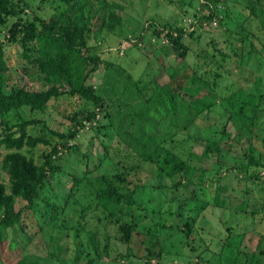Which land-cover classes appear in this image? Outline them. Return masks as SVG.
Returning a JSON list of instances; mask_svg holds the SVG:
<instances>
[{
    "label": "trees",
    "instance_id": "trees-1",
    "mask_svg": "<svg viewBox=\"0 0 264 264\" xmlns=\"http://www.w3.org/2000/svg\"><path fill=\"white\" fill-rule=\"evenodd\" d=\"M62 1L64 8L44 18L34 12L27 15L28 2L21 0L18 4L16 0H0V27L6 30L3 38L0 36V150L7 151L1 159L0 170V242L13 233L9 248L18 253L17 259L7 264H102L104 255L112 248L116 252L115 264H173L169 255L188 258V264H194L189 260L192 255L196 257L195 264H264V233L239 232L235 228L238 223L227 225L223 222L227 235L217 253L220 262L213 263L204 257L205 250L210 247L195 226L197 216L208 206L232 207L233 213L238 211L241 217H249L251 225L255 224L257 213L264 210L256 201H250L248 185L259 179L264 184V172L261 174L264 156L255 145L260 142L264 151V122L260 126L257 121V115L264 110V92L257 91L262 77L250 80L252 88L245 86L247 79L243 78L242 85L232 89L230 95H222L216 84L230 57L228 53L213 44V51L202 55L204 70L199 62L188 65L184 61L190 49L185 34L193 39L197 28L218 26L238 57L237 68H242L256 52L251 37H258L264 49V0H197L198 7L191 2L188 4L194 9L189 14L191 29L180 26L176 20L162 23L150 17L142 27V31L148 32L138 36V40L146 38L145 41L153 45L151 37L162 38L165 42L160 46L167 49L166 54H174L182 63L178 65L177 62L178 68L168 67V80L160 82L155 76L148 84L139 86L129 73L123 75L119 65L106 62L108 81L118 85L101 91L87 82L101 63L100 54L90 51L88 40L102 28L112 30L120 24L126 6L117 0ZM168 1H178L180 5L185 2ZM242 11H248L244 19ZM252 18L257 21L255 28L249 22ZM9 19L14 20L8 23ZM97 19L101 23L94 30ZM248 41L249 50H245ZM237 42L239 46H235ZM9 45L17 46L21 61L35 68L48 86L46 89L7 86L9 67L5 53ZM159 53L157 59L161 64L162 54ZM263 62L257 59L256 70ZM208 63L215 68H206ZM210 74L213 80L209 79ZM62 95L82 100L81 108L66 116L71 122L67 132L53 130L43 119L24 114L25 108L30 114L44 113L48 103ZM215 106L226 112L221 121L223 125L208 122L206 128L214 125V135L218 137L201 138L203 144H199V152H194L191 146L186 153H180L175 151L176 145L169 146L168 142L175 141L177 133L193 126L200 127L196 119L207 118ZM11 111H15L18 121L9 122L3 118ZM227 121L235 128L233 137L227 132ZM39 122L43 123L38 133H30L29 128ZM86 123H94L90 125L94 133L117 143L108 149L105 141L99 140L106 153L99 163L108 161L103 173L90 169L89 152L80 155L79 159L85 163L77 162L81 150L76 138ZM242 140L248 142L240 154L244 160L237 158L229 163L218 158L221 150L231 151L232 143L240 144ZM121 143L126 144L123 150L118 147ZM40 144L45 148L36 152ZM66 151L77 158V168L86 165L81 173L68 169L61 162ZM212 154L217 155L216 174L212 176L206 175V168L190 163L191 159L203 160ZM222 163L227 164L225 172L239 175L238 180L245 185L244 198L236 205H232L231 196L221 193V190L226 191L218 182ZM147 166L152 168V174L148 173ZM140 168L150 180H168L172 184L170 190L184 193L191 185L192 194L156 202L152 197L143 200L140 193L145 183L137 175V179L129 178ZM58 173L69 179L63 204L57 199L59 181L51 183ZM2 174L7 175L8 183L3 181ZM94 210L100 215L92 216L105 221L104 225H117L116 244L112 236L98 226L88 225L87 228L85 219ZM184 210L194 216L184 217ZM228 213L232 217L231 212ZM250 233L255 235V243L242 249L241 245L247 239L250 241L252 235L247 236ZM21 234L27 241H21ZM140 236L138 248H144L145 252L142 261L137 262L131 254L132 240ZM35 237L40 238L45 252L29 251L28 245ZM155 246H158L156 250ZM119 248L125 249L119 252ZM226 250L229 254L225 256ZM60 252L65 255L61 256ZM4 255L0 248V264H6Z\"/></svg>",
    "mask_w": 264,
    "mask_h": 264
},
{
    "label": "rangeland",
    "instance_id": "rangeland-1",
    "mask_svg": "<svg viewBox=\"0 0 264 264\" xmlns=\"http://www.w3.org/2000/svg\"><path fill=\"white\" fill-rule=\"evenodd\" d=\"M18 4L21 3V0H16ZM24 2H28L29 7L26 9L27 15L31 13H37L40 16L44 18H49L53 13L56 11L61 10L65 7V4L62 0H23ZM120 2H123L126 6L125 11L122 12V20L120 24H117L114 29L109 30L107 28H102L99 30L98 34L94 37H91L88 40L90 51L96 52L100 54V61L99 67L96 71L93 72L91 77L88 79V83H92L95 88L98 91L103 90L104 88H108L110 85H118V84H110L108 81L110 79L108 75V68L106 65V62H112L115 64L116 67L118 65L122 68L124 72L123 75L126 76V73H129L131 75V78L138 83L139 86L146 85L149 83V81L153 77H158L161 81L168 80V73H169V66H173L175 68H178L176 66L177 62L179 61L178 57H175L174 54H166V50L164 47H161L160 43L165 42L162 38H153L151 37V41L154 42V44H150L149 42L138 40V36H142L145 32L148 31H142L143 25L146 24L147 19L150 17L155 18L158 22H165V21H172L176 20L177 24L180 26H186L187 28H192L189 23L192 21V17L189 15L190 13L194 12L193 7L188 5L191 2H194L196 7H198L197 0H184L185 2H182V5L179 4L178 1L169 2L168 0H117ZM193 4V3H192ZM184 11H187V13H184ZM243 12V11H242ZM244 13V12H243ZM246 14H248V11L244 13V16L242 19L246 17ZM100 18V17H98ZM101 19V18H100ZM241 19V20H242ZM14 19H9L8 23L13 21ZM240 20V21H241ZM252 24V28H255V25L257 21L252 18V21H249ZM95 25L93 26V29L96 30L97 25L101 23L99 19H97L95 22ZM214 26V25H213ZM196 33H194L193 39L190 38L187 34H185V42L189 45V53L187 58L184 60L188 65L194 64L196 62L201 63V68L204 70V59L202 57L205 53H211L213 51V44H215L216 47H219V49L223 52H226L229 54V59H227L223 69L222 77L218 80L219 90L221 94L230 95L231 90L236 88L237 86L242 85L243 78L247 79L245 82V86L252 88L253 84H250V80H255L257 76H261L262 80L260 83V86L257 91L264 92V62L262 64V67L258 68L256 70V61L257 59H260L264 61V49H262V45L260 41L257 38L251 37L252 43L256 47V52L252 53L251 59H249L245 65L242 68H237L238 64L236 59L237 56L234 55L231 46L228 42L225 40V36L222 33L221 27H207L203 26L201 28H197ZM6 30L3 27H0V36L3 38V35L5 34ZM142 33L141 35H139ZM148 34V33H147ZM147 36V35H145ZM235 46H239V43L237 42ZM245 50H249V41L245 43L244 45ZM19 49L16 45H9L6 48V57H7V63H8V71L6 73L7 79L6 82L7 86L11 85H17L24 87L29 90H44L48 86L44 85L42 78L39 76L38 72L30 66V64H24L18 54ZM160 51L159 54L162 58L161 64L157 59V53ZM183 61V62H184ZM182 63V62H181ZM180 61L178 65L181 64ZM164 64V66H162ZM200 68V70H201ZM206 68L213 69L215 68V65L212 63L206 64ZM123 78L125 79L126 77ZM123 79V80H124ZM209 79L213 80V75H209ZM107 81V83H106ZM217 82V81H216ZM67 87V86H66ZM256 93V92H254ZM82 106V100L78 97H70L67 95H62L56 100H51L48 103V107L44 113H38L34 112L31 113L28 111V108H25L24 114L26 116H34L40 119H43V121L53 130L61 131V132H67V130L71 126V122L66 118L67 115L74 114L75 111H77ZM221 107L215 106L212 111L208 113L207 118H199L196 119V123L199 124L200 127L193 126L190 127L187 131H181L177 133L174 136L173 142H168L169 146L171 145V148L175 146V151H179L180 153H186L189 148L192 146L194 152H199V149L201 146L199 144H203L202 139L205 136H212L214 135V132L216 130V127L213 125L210 128L207 127V123L210 124H219L223 125L221 123L222 120H224L225 113L220 109ZM264 109V108H263ZM101 117V115H100ZM5 120L9 122H15L18 121L17 115L15 111H11L7 115L3 117ZM107 120V118L104 119V122ZM257 121H260L261 123L264 122V110L261 111L257 115ZM43 122H39L32 126V128H29V132L36 134L39 131V128L41 127V124ZM227 124V132L230 134V136L233 137L235 133V128L230 123V121L226 122ZM90 125H94V123H86L85 127L80 130L77 139L78 145L80 147L81 153L77 155V162L85 163V161L80 158V155L83 152H89L90 158H89V166L90 169L93 172L97 173H103L104 169L108 165L107 159L101 163H99L104 155L106 154L104 151V145L100 141H105L107 144V148L110 149L114 146H117V143L114 141H110L105 139L104 136H102L100 133H94L91 129ZM0 129H1V123H0ZM201 136V137H198ZM213 137H218L217 135H214ZM100 140V141H99ZM233 148L231 151L221 150L220 155L218 158L223 159L225 162L232 163L237 158L239 160H244L242 158V154L244 152V149L247 148L248 142L246 140H242L240 144H236L235 142L232 143ZM256 147L261 151V153L264 156V151L261 149L260 142H255ZM118 147H120V150H123L126 148V144L121 143V145L118 144ZM45 148L44 145H38V150L36 152H41ZM7 152L4 148L0 150V170H1V159L3 155ZM75 155L72 153H68L67 151L63 153L61 162L66 165V167L70 170L75 171L76 173H81L82 169L86 168L85 164H82V168H77ZM216 159L217 155L212 154L211 157L205 158L203 160H197V159H191L190 163L195 165H199L200 167H204L207 169L206 175L212 176L215 173V169L217 167L216 165ZM264 162V159H263ZM101 164V165H100ZM223 167L221 169L222 175L219 177L218 182L221 186H223L225 190H221V193H225L226 196H231L230 198L233 200L232 205H236L238 200L243 199V189L245 187L243 181H239L238 178H240L239 175H233L232 172H225V168L227 164L222 163ZM98 166V167H97ZM149 174H152V168L146 167ZM263 169L261 170V174L263 173ZM216 174V173H215ZM2 179L6 183H8L7 175L2 174ZM141 178V181L145 183L144 190L140 193L141 198L143 200H146L147 197H152L153 201H162L163 199H167L170 197H185L192 194L193 187L191 185L187 186L186 192L182 193L181 191L177 192L174 190H170L169 185L172 184L169 183L168 180L162 179H154L150 180L147 178L146 172L140 168L138 172L135 174H130V179H137V176ZM54 181H59L61 187L57 189L59 192L57 199L60 204H63V200L67 198L68 189H69V179L65 177L63 174H56V177L54 176L51 179V183L53 184ZM152 182L154 185H152ZM248 185L251 188L250 191V201H256L258 207H261L264 209V188H261L264 184L261 182V180H256L254 182H248ZM260 189V190H259ZM242 195V196H241ZM22 203H26L25 200H22ZM234 208L232 207H223L216 208L213 206H208L202 213L197 216V219L195 221V226L200 233V236L203 238L205 243L210 247L207 250H205L204 257L211 259V262L218 263L219 256L217 253L220 252V248L223 244V241L225 240V237L227 235V230L225 228V225L223 222H225L227 225L229 223L237 224L235 226L237 231L246 230L247 233L249 232H262L264 233V210L261 214L260 212L257 213V220H255V224H250V218L246 217L243 218L239 215L238 211L236 213H233ZM231 212L232 217H229V213ZM183 216H194L190 211H183ZM97 215L98 213L96 210L92 212V214L88 215L86 217L87 221V228L98 226V228L102 232H107L109 235L112 236L113 241L115 244L117 243V237L119 236V233L117 231V225L116 224H105V221L99 220L97 217H94L92 215ZM262 216V217H261ZM183 217V218H184ZM261 217V218H260ZM179 218V217H178ZM176 218V219H178ZM180 219V218H179ZM103 224V225H102ZM240 224V225H239ZM89 225V227H88ZM245 225L246 227L244 228ZM175 232V231H173ZM248 234V238L252 235L250 241L247 239L242 245L241 248L244 249L247 246H253L256 240L255 235ZM13 237V233L8 234V238L5 239L3 242H0L1 246L0 248L4 252V261L7 264L10 260L13 262L17 259L18 253L12 252L11 248H9V245H11V238ZM20 236H17L18 238ZM141 236L132 240V246L134 247L131 249V254L136 259L135 261H142V256L145 252L144 248H138L140 245ZM21 241H27V238L21 234ZM176 246H178L177 243H175ZM15 247V245H12ZM29 251L34 252L35 250H40L45 252L46 248L40 243V238L35 237L33 241L28 245ZM202 246H205L204 242H202ZM38 248V249H37ZM154 248V247H153ZM158 248V246H155V250ZM125 248H119V252L123 251ZM203 249V248H199ZM225 256L228 255V250L225 251ZM20 254V253H19ZM44 254V253H43ZM217 255L218 257L214 256ZM21 255V254H20ZM61 256H64V252H60ZM115 256L116 252L115 249L112 248L110 252L104 255V260L101 261L102 264H115ZM168 257H171L173 264H188V258L184 257H173L172 255H169ZM167 257V258H168ZM219 258V259H218ZM190 262L196 263V257L192 255L190 257ZM244 260V257L241 258V262ZM113 261V262H112ZM153 262L155 260H152ZM84 262V260L82 261ZM203 264H207L204 262Z\"/></svg>",
    "mask_w": 264,
    "mask_h": 264
}]
</instances>
